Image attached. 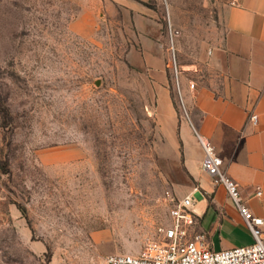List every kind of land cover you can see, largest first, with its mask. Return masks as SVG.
<instances>
[{"label":"rangeland","instance_id":"374dc122","mask_svg":"<svg viewBox=\"0 0 264 264\" xmlns=\"http://www.w3.org/2000/svg\"><path fill=\"white\" fill-rule=\"evenodd\" d=\"M215 2L0 0V264H107L170 223L189 177L162 89L187 120Z\"/></svg>","mask_w":264,"mask_h":264},{"label":"crops","instance_id":"0c3cea01","mask_svg":"<svg viewBox=\"0 0 264 264\" xmlns=\"http://www.w3.org/2000/svg\"><path fill=\"white\" fill-rule=\"evenodd\" d=\"M219 36L208 50L204 65L193 69V87L181 82L189 110L180 120L170 96L162 98L170 110V145L180 147L189 180L196 222L213 249L251 242L243 220L225 188L202 170V150L194 130L208 139L222 159L225 173L234 179L254 215L264 216V0H216ZM150 53L147 61L151 59ZM170 106V107H169ZM256 114L255 123L248 120ZM259 190L260 194H256Z\"/></svg>","mask_w":264,"mask_h":264},{"label":"built area","instance_id":"2783aa9c","mask_svg":"<svg viewBox=\"0 0 264 264\" xmlns=\"http://www.w3.org/2000/svg\"><path fill=\"white\" fill-rule=\"evenodd\" d=\"M174 62V77L180 93L178 71ZM193 82L188 86L193 87ZM248 120L255 123L251 113ZM202 150L201 168L215 184L224 186L229 200L240 214L251 242L230 248L213 249L201 233L192 231L196 222L191 195L173 201L168 214L170 223L158 227V237L147 240L136 254L116 253L107 256V264H264V216L254 215L242 199L237 182L222 168V159L212 143L194 130ZM256 194H260L257 190Z\"/></svg>","mask_w":264,"mask_h":264}]
</instances>
